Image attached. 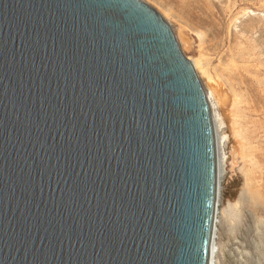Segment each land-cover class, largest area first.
<instances>
[{"label":"water","instance_id":"95a60500","mask_svg":"<svg viewBox=\"0 0 264 264\" xmlns=\"http://www.w3.org/2000/svg\"><path fill=\"white\" fill-rule=\"evenodd\" d=\"M212 117L139 0H0V264H208Z\"/></svg>","mask_w":264,"mask_h":264},{"label":"rangeland","instance_id":"374dc122","mask_svg":"<svg viewBox=\"0 0 264 264\" xmlns=\"http://www.w3.org/2000/svg\"><path fill=\"white\" fill-rule=\"evenodd\" d=\"M140 1L168 23L201 89L214 93L225 174L212 264H264V0Z\"/></svg>","mask_w":264,"mask_h":264},{"label":"bare ground","instance_id":"6f19581e","mask_svg":"<svg viewBox=\"0 0 264 264\" xmlns=\"http://www.w3.org/2000/svg\"><path fill=\"white\" fill-rule=\"evenodd\" d=\"M140 1V0H139ZM205 96H206V100H207V105H208V109L210 110L211 113V117H212V125H213V130H214V135H215V150H216V159H217V176H216V185L217 182H219L221 180V178L224 176L225 174V169H224V165H225V154L223 153V149H221V144L224 141V135L220 133V126H221V119H220V115L218 113V111L215 109V103H214V93L211 89L208 90H204ZM219 184V183H218ZM217 188V187H216ZM216 191V195H217ZM214 219V217H213ZM215 220H213L214 222ZM212 222V225L214 224ZM212 230V227H211ZM215 231V230H214ZM213 232V230H212ZM211 232V238H210V244H209V259H208V264H212V259H210V256L213 255L214 253V248L213 246L211 247V240H212V236L214 234H212Z\"/></svg>","mask_w":264,"mask_h":264}]
</instances>
